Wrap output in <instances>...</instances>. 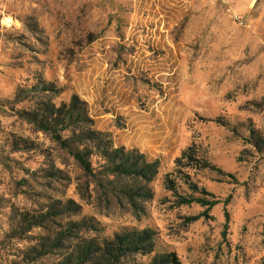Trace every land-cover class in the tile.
I'll list each match as a JSON object with an SVG mask.
<instances>
[{
  "label": "rangeland",
  "instance_id": "1",
  "mask_svg": "<svg viewBox=\"0 0 264 264\" xmlns=\"http://www.w3.org/2000/svg\"><path fill=\"white\" fill-rule=\"evenodd\" d=\"M74 93L115 146L159 160L140 218L96 192L70 154L20 116ZM251 134L264 140V22L234 17L221 0H0V264H57L75 237L123 227L155 229L156 250L183 264H264V155ZM189 145L235 177L179 167L229 196L226 228L222 202L212 218L187 222L202 207L176 205L163 188L171 173L185 190L175 158ZM68 198L77 212L25 231L32 215ZM82 217L84 229H66ZM42 237L52 250L35 258Z\"/></svg>",
  "mask_w": 264,
  "mask_h": 264
},
{
  "label": "trees",
  "instance_id": "2",
  "mask_svg": "<svg viewBox=\"0 0 264 264\" xmlns=\"http://www.w3.org/2000/svg\"><path fill=\"white\" fill-rule=\"evenodd\" d=\"M42 87L43 90H49L48 84ZM20 116L38 130L49 133L52 139L76 161L83 175L91 179L96 192H101L109 201L117 203L125 201L136 218L145 213L143 202L153 196L150 183L158 173L159 160L149 159L136 148L115 146L108 132L95 127L86 102L77 94H72L68 103L62 102L59 105L50 100L36 102L33 108L21 111ZM250 137V144L264 155L263 138L254 134ZM92 157L99 160L98 165H93ZM175 164L178 179L185 185V190H179L180 186L176 178L171 177V173L164 174L163 188L171 192L176 205L195 203L202 207L197 214L187 216V222L199 218H212L210 210L222 202L226 228L229 214L225 207L229 202V196L224 199L216 198L212 192L192 181L190 175L179 167L180 165L191 168L208 167L235 180L234 175L202 160L193 145L181 151L175 158ZM79 208L80 205L71 198L64 201L55 200L37 219L31 216L33 220L25 231L32 226H39L49 215L75 213ZM85 220L86 218L82 217L77 221H70L66 229H84L87 226ZM62 236L63 232L60 230L52 239L53 247L63 243ZM156 237V231L151 227H123L111 235L75 237L57 264H183L174 250H156ZM43 238L47 237H42L40 242L31 246L35 258L52 250ZM137 255L147 256L148 259L146 262H138Z\"/></svg>",
  "mask_w": 264,
  "mask_h": 264
},
{
  "label": "crops",
  "instance_id": "3",
  "mask_svg": "<svg viewBox=\"0 0 264 264\" xmlns=\"http://www.w3.org/2000/svg\"><path fill=\"white\" fill-rule=\"evenodd\" d=\"M227 9L250 24L264 22V0H221Z\"/></svg>",
  "mask_w": 264,
  "mask_h": 264
},
{
  "label": "built area",
  "instance_id": "4",
  "mask_svg": "<svg viewBox=\"0 0 264 264\" xmlns=\"http://www.w3.org/2000/svg\"><path fill=\"white\" fill-rule=\"evenodd\" d=\"M234 17H236V14H232Z\"/></svg>",
  "mask_w": 264,
  "mask_h": 264
}]
</instances>
